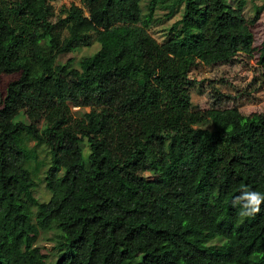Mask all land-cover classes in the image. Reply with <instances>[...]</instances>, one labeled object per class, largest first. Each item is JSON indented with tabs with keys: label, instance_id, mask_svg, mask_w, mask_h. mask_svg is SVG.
I'll return each mask as SVG.
<instances>
[{
	"label": "trees",
	"instance_id": "obj_1",
	"mask_svg": "<svg viewBox=\"0 0 264 264\" xmlns=\"http://www.w3.org/2000/svg\"><path fill=\"white\" fill-rule=\"evenodd\" d=\"M53 1L0 0V82L15 76L0 102V264H264V204L254 217L232 206L242 186L264 193V114L206 116L189 89L198 62L257 52L264 63L244 12L229 0H82L54 23ZM165 6L183 13L161 43L150 25ZM91 34L100 49L79 68L56 64ZM72 105L90 110L80 120ZM42 169L46 202L31 188ZM40 230L57 234L55 262Z\"/></svg>",
	"mask_w": 264,
	"mask_h": 264
},
{
	"label": "rangeland",
	"instance_id": "obj_2",
	"mask_svg": "<svg viewBox=\"0 0 264 264\" xmlns=\"http://www.w3.org/2000/svg\"><path fill=\"white\" fill-rule=\"evenodd\" d=\"M244 12L247 25L254 34V45L261 47L264 41V0H229ZM53 15L54 23L66 18L72 6L82 7V0H54ZM172 1H167L166 6L171 5ZM157 8L155 20L150 25L151 34L161 43L166 42L172 36L170 28L174 22L182 17L183 7H177L174 13L169 15L168 7ZM67 33V30L64 29ZM47 40L42 39L41 44L47 47ZM100 49V43L96 40L95 34H91L87 44L75 50L60 55L56 61L65 63L73 59L72 65L79 68L82 58L94 54ZM260 55L257 52L251 54L240 52L230 61L206 65L198 62L192 68L189 76V85L193 111H203L208 116L214 109L238 108L245 115L264 114V63H260ZM15 76L4 74L0 82V102L6 94L8 83ZM90 108L84 105H72V112L78 119H83ZM208 125V124H205ZM32 146L35 142L31 141ZM84 154L86 156L85 167H90L89 154L90 145L85 139L82 142ZM39 160H48V146L41 144L36 146ZM148 176L149 174L146 173ZM44 169L31 182L33 196L41 202L49 200L51 193L46 188L43 181ZM28 202L31 203L28 198ZM57 234L54 231L40 230L36 237V244L41 246L44 252L50 256V260L55 262L57 253L54 250V242Z\"/></svg>",
	"mask_w": 264,
	"mask_h": 264
},
{
	"label": "clouds",
	"instance_id": "obj_3",
	"mask_svg": "<svg viewBox=\"0 0 264 264\" xmlns=\"http://www.w3.org/2000/svg\"><path fill=\"white\" fill-rule=\"evenodd\" d=\"M262 204H264V193L251 190L247 186H242L240 194L232 200V206H238V214L241 217H254L260 213Z\"/></svg>",
	"mask_w": 264,
	"mask_h": 264
}]
</instances>
